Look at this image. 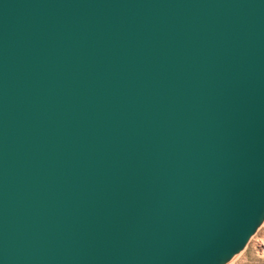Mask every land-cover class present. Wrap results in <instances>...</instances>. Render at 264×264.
Listing matches in <instances>:
<instances>
[{
    "label": "water",
    "instance_id": "obj_1",
    "mask_svg": "<svg viewBox=\"0 0 264 264\" xmlns=\"http://www.w3.org/2000/svg\"><path fill=\"white\" fill-rule=\"evenodd\" d=\"M264 206V0H0V264H214Z\"/></svg>",
    "mask_w": 264,
    "mask_h": 264
},
{
    "label": "rangeland",
    "instance_id": "obj_2",
    "mask_svg": "<svg viewBox=\"0 0 264 264\" xmlns=\"http://www.w3.org/2000/svg\"><path fill=\"white\" fill-rule=\"evenodd\" d=\"M261 230L264 231V219L257 226L256 235H257V233H258V235L256 237H260V235H262L263 232ZM251 239H253V240H251ZM253 241H254V238H250L247 241V244L241 253H239L238 255L227 258L228 260L227 259H225V260L227 262L229 261L230 264H264V247H258L257 245L254 244ZM225 262H222V264H227V262L226 263ZM229 262H228V264H229ZM219 264H221V263H219Z\"/></svg>",
    "mask_w": 264,
    "mask_h": 264
},
{
    "label": "bare ground",
    "instance_id": "obj_3",
    "mask_svg": "<svg viewBox=\"0 0 264 264\" xmlns=\"http://www.w3.org/2000/svg\"><path fill=\"white\" fill-rule=\"evenodd\" d=\"M264 219V206L261 208L260 212H259V215L256 219V222L254 223L252 229L250 230V232L248 233V235L241 241L237 242L236 244H234L232 246V248H230V250L224 254V255H220L216 258L214 264H219L222 262H225L227 258L229 257H232V256H235V255H238L239 253L242 252V250L245 248L246 244H247V241L250 239V238H254V244L257 245L258 247H264V231L261 230L263 233L262 235H260V237H256L258 235H256V230H257V226L261 223V221ZM260 231V230H259ZM261 234V233H260ZM253 240V239H251ZM237 257V256H236ZM231 259V258H230ZM229 259V260H230ZM224 260V261H223ZM228 260V259H227ZM227 262V261H226ZM225 262V263H226ZM229 262V261H228ZM227 262V264H228ZM230 264V262H229Z\"/></svg>",
    "mask_w": 264,
    "mask_h": 264
}]
</instances>
